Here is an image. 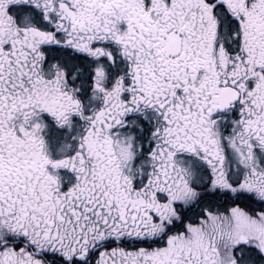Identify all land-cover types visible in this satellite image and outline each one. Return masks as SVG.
Returning a JSON list of instances; mask_svg holds the SVG:
<instances>
[{
	"label": "snow or ice",
	"instance_id": "1",
	"mask_svg": "<svg viewBox=\"0 0 264 264\" xmlns=\"http://www.w3.org/2000/svg\"><path fill=\"white\" fill-rule=\"evenodd\" d=\"M0 264H264V0H0Z\"/></svg>",
	"mask_w": 264,
	"mask_h": 264
}]
</instances>
